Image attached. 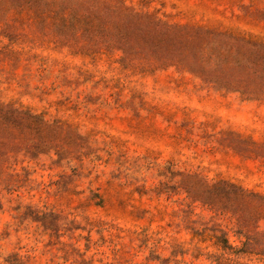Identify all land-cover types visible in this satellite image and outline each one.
I'll return each mask as SVG.
<instances>
[{"label":"rangeland","instance_id":"obj_1","mask_svg":"<svg viewBox=\"0 0 264 264\" xmlns=\"http://www.w3.org/2000/svg\"><path fill=\"white\" fill-rule=\"evenodd\" d=\"M0 103V264H264V0H0Z\"/></svg>","mask_w":264,"mask_h":264},{"label":"trees","instance_id":"obj_2","mask_svg":"<svg viewBox=\"0 0 264 264\" xmlns=\"http://www.w3.org/2000/svg\"><path fill=\"white\" fill-rule=\"evenodd\" d=\"M22 113L30 114L29 111H23L20 108L15 107L14 104L12 103H8L7 105H3L2 103H0V175L2 173V164H3L2 157L5 155V151L3 150V147L5 146V140L1 139V136H3L4 133H6L7 128L10 126V124L16 123L17 118H19V116ZM30 116L32 118H39L38 115H30ZM213 188H214L213 191L215 192L224 189V187H221V185H215L213 186ZM229 188H231L229 192L234 194L247 193V190L236 184H230ZM249 194L259 196V194L253 191H249Z\"/></svg>","mask_w":264,"mask_h":264}]
</instances>
